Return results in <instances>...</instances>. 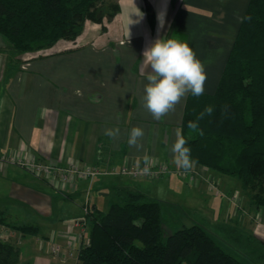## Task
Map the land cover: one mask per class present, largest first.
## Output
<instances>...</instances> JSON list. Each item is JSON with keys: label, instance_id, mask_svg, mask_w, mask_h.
Wrapping results in <instances>:
<instances>
[{"label": "crops", "instance_id": "obj_1", "mask_svg": "<svg viewBox=\"0 0 264 264\" xmlns=\"http://www.w3.org/2000/svg\"><path fill=\"white\" fill-rule=\"evenodd\" d=\"M248 3L134 0L143 19L129 25V35V13L136 9L133 0H119L120 8L110 20L86 19L74 39L60 38L51 46L14 57L4 43L0 45V152L35 156L61 166L76 162L104 171L92 181L79 179L61 189L26 168L0 162V213L7 220L37 226L35 232L22 234L0 224V236L19 246L17 264H75L80 245L88 241L84 207L107 210L118 186L138 188L162 204L181 201L218 224L238 225L264 240V207L250 205L239 180L198 163L188 170L173 163L170 149L188 95L160 121L151 117L141 99L150 72L143 51L158 38L187 42L205 65L204 92H213ZM135 126L144 130L140 148L127 143ZM106 128H119V139L105 135ZM145 156L148 166L168 164L170 174L135 178L110 172L125 164L144 166ZM181 172L195 175L193 185L179 179L176 173ZM207 176L214 183L219 177V189L222 184L229 192L235 189L246 209L231 202L222 208L212 203L214 195L206 194L214 185L207 184ZM173 186H179L178 191ZM53 243L60 245L58 252L49 249Z\"/></svg>", "mask_w": 264, "mask_h": 264}, {"label": "trees", "instance_id": "obj_2", "mask_svg": "<svg viewBox=\"0 0 264 264\" xmlns=\"http://www.w3.org/2000/svg\"><path fill=\"white\" fill-rule=\"evenodd\" d=\"M119 8V0H0V35L12 54L38 50L74 39L86 19L110 20ZM208 106L213 113L197 120ZM190 121L197 130L188 127ZM180 129L194 163L237 177L250 205L264 207V0H249L215 90L188 94ZM114 193L107 210L87 212L88 241L75 264H246L199 223L165 235L161 200L131 186ZM0 224L22 234L37 230L2 213ZM219 227L264 259L263 239L228 222ZM18 259L17 242L0 236V264Z\"/></svg>", "mask_w": 264, "mask_h": 264}, {"label": "clouds", "instance_id": "obj_3", "mask_svg": "<svg viewBox=\"0 0 264 264\" xmlns=\"http://www.w3.org/2000/svg\"><path fill=\"white\" fill-rule=\"evenodd\" d=\"M134 4V0H133ZM135 12L129 13L128 33L130 35L129 25L138 24L143 19V13L135 6ZM131 15L138 19L133 20ZM158 20H161L158 14ZM160 26H163L161 20ZM143 61L146 67L150 68L144 86V95L141 97L143 107L148 111L151 117L160 121L169 113L176 110V106L189 94L192 96H201L204 93V85L207 80V74L204 63L197 58L192 47L187 42L176 38H158L155 39L143 51ZM214 109L212 106L205 108L200 113L197 120L202 119L206 114L211 115ZM188 127L193 131L198 129V124L189 122ZM104 134L119 139V128H106ZM203 134L202 132L200 133ZM144 136V130L140 126H135L130 130L127 143L130 147L140 148V141ZM176 139L171 146L172 161L178 168L190 169L194 161L191 158V149L187 146L182 129L175 131ZM145 167L143 172L147 173L149 168L147 164L149 157H144ZM162 193V189L160 190Z\"/></svg>", "mask_w": 264, "mask_h": 264}, {"label": "rangeland", "instance_id": "obj_4", "mask_svg": "<svg viewBox=\"0 0 264 264\" xmlns=\"http://www.w3.org/2000/svg\"><path fill=\"white\" fill-rule=\"evenodd\" d=\"M0 43H1L0 44L1 46L4 45V47L7 48V44L4 40V38H3V40L2 39L0 40ZM7 50L9 51L8 48H7ZM15 55L16 54H12L13 57ZM200 169H202V168L200 167ZM166 174L168 175V174H170V172H168ZM176 175H179V179L181 181H183L188 186L193 185V182L195 181V178L193 177V176H195L194 174L189 176V175L181 172V173H176ZM218 178L215 177V183H214L208 176L206 177L207 184H209V182H210L209 185H211V187L214 185V188H216V189H214V188L210 189L211 192H209V194H206V196L212 197V195H214V198L212 197V200H210V201L212 203H214L216 206H218V208H222V207H225L227 205V203L231 202V201H229L230 198L228 199L227 197L230 195L236 194V193H235V189H233L232 192H229V190L223 184L219 189V184H218L219 179ZM232 178L239 180L237 177H232ZM209 179H210V181H209ZM174 183L175 182H173V185H174ZM173 187L175 188V186H173ZM177 188H179V186H177L175 188L176 191H178ZM225 194H227V195H225ZM215 195H218V196L215 197ZM175 199H177V198H175ZM231 203H233V202H231ZM239 204L240 205L237 206L235 203H233V205L236 207L246 209V207L244 205L245 203H242L240 201ZM162 217H163V221H164L165 235H167L168 233L172 232L173 230L180 228L184 225H191L194 223H199V224L203 225L219 242H221L227 248H229L230 250H232L236 254H238L240 256L241 260H243L246 264H264V259L256 258L254 254H251L249 252V249L243 247V245H240L237 242L232 241L230 239V237L228 236V234L219 227V224L217 223V221H213L209 216L203 215L202 213H199V211L195 212L192 208H190L189 206H187L186 204H184L181 201H174L173 199H170V201H165V202L163 201ZM256 219L261 220L260 216H258Z\"/></svg>", "mask_w": 264, "mask_h": 264}, {"label": "built area", "instance_id": "obj_5", "mask_svg": "<svg viewBox=\"0 0 264 264\" xmlns=\"http://www.w3.org/2000/svg\"><path fill=\"white\" fill-rule=\"evenodd\" d=\"M0 162L1 164L12 163L26 168L35 175L48 180H53L61 189L72 187L79 179H88L92 181L95 176L104 173V171L99 168L89 165H80L79 163L72 162L69 165L61 166L46 162L39 157L25 154L16 155L13 153L0 152ZM145 166L146 165L135 167L125 164L123 167L110 172L125 174L135 178H158L169 171V165L165 163H160L155 166L147 165L149 168L147 173L143 172ZM229 198L230 201L235 203L237 206L240 205L239 203L241 200L238 194L230 195ZM84 211L86 213L89 211V207L87 205L84 207ZM49 249L53 252H58L60 247L58 244L53 243L50 244Z\"/></svg>", "mask_w": 264, "mask_h": 264}]
</instances>
